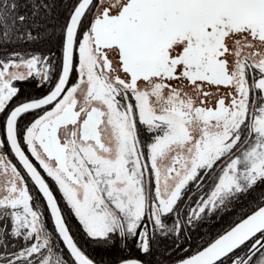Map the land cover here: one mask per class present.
I'll use <instances>...</instances> for the list:
<instances>
[{
	"label": "snow or ice",
	"instance_id": "1",
	"mask_svg": "<svg viewBox=\"0 0 264 264\" xmlns=\"http://www.w3.org/2000/svg\"><path fill=\"white\" fill-rule=\"evenodd\" d=\"M0 264H264V0H0Z\"/></svg>",
	"mask_w": 264,
	"mask_h": 264
}]
</instances>
